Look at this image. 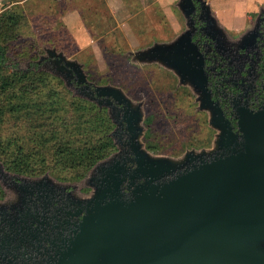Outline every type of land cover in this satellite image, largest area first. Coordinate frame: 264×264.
<instances>
[{"label":"water","instance_id":"obj_1","mask_svg":"<svg viewBox=\"0 0 264 264\" xmlns=\"http://www.w3.org/2000/svg\"><path fill=\"white\" fill-rule=\"evenodd\" d=\"M198 1L218 25L212 3ZM176 6L185 18L180 33L126 55L134 65L171 71L178 86L192 91L215 130L208 147L180 155L151 151L145 99L120 85L94 83L79 58L44 46L38 62L49 59L48 70L68 87L73 79L83 84L75 94L114 106L111 116L117 129L126 127L130 147L98 165L102 176L86 214L54 264H264V111H243L234 129L211 98L204 56L193 40L196 0Z\"/></svg>","mask_w":264,"mask_h":264},{"label":"rangeland","instance_id":"obj_2","mask_svg":"<svg viewBox=\"0 0 264 264\" xmlns=\"http://www.w3.org/2000/svg\"><path fill=\"white\" fill-rule=\"evenodd\" d=\"M177 1L0 0V16L7 12L10 17L1 30L2 38L8 45L9 56L22 61V67L28 68L32 60H38L36 56L44 53V46H57L84 62L94 83L120 85L135 99H145V141L156 153L179 155L187 147L209 142L213 130L207 114L198 110L188 87L178 86L174 73L156 64L134 65L126 55L127 51L154 41L172 39L185 28ZM209 1L219 16L225 18L233 15L228 11H234L239 20L241 14L250 10L249 4L262 0ZM48 68L42 64L37 69ZM21 89L14 86L9 93ZM27 111L11 110L6 115L0 112V140L29 128L34 118ZM43 118L38 115V121H44ZM66 136L67 131L58 134V138L49 134L45 139L52 143Z\"/></svg>","mask_w":264,"mask_h":264},{"label":"flooded vegetation","instance_id":"obj_3","mask_svg":"<svg viewBox=\"0 0 264 264\" xmlns=\"http://www.w3.org/2000/svg\"><path fill=\"white\" fill-rule=\"evenodd\" d=\"M196 4L193 40L204 56L211 98L238 131L240 113L264 111V0L241 14L239 20L234 11H228L233 15L225 18L214 12L218 25L210 24L198 0ZM48 61L36 63L48 66ZM82 85L73 79L69 88L76 90ZM100 108L108 110L115 125L111 135L116 149L83 178L60 179L50 172L30 176L8 170L0 160V264H54L57 250L65 246L63 240L75 234L86 214L102 176L98 165L130 149L126 127L117 129L111 116L110 109L115 107ZM211 130L209 142L197 148L212 144L215 130Z\"/></svg>","mask_w":264,"mask_h":264},{"label":"trees","instance_id":"obj_4","mask_svg":"<svg viewBox=\"0 0 264 264\" xmlns=\"http://www.w3.org/2000/svg\"><path fill=\"white\" fill-rule=\"evenodd\" d=\"M9 19L7 12L0 16V112L6 115L11 110H28V114L33 113L34 122L29 123L25 132L5 136L4 141L1 137L0 160L8 170L17 173L36 176L50 172L60 179L79 180L116 149L111 135L115 125L106 108L75 95V90L53 72L39 71L37 59L27 68L21 66L22 61L11 58L1 31ZM36 57L39 59L40 54ZM2 71L7 75H2ZM18 85L22 89L10 94L9 90ZM40 114L44 121H38ZM65 131L67 136L53 140L54 144L45 139L49 134L58 138ZM25 133L29 134L26 138ZM74 135L75 139H71ZM72 167L76 171H66Z\"/></svg>","mask_w":264,"mask_h":264},{"label":"crops","instance_id":"obj_5","mask_svg":"<svg viewBox=\"0 0 264 264\" xmlns=\"http://www.w3.org/2000/svg\"><path fill=\"white\" fill-rule=\"evenodd\" d=\"M249 4V3H248ZM249 6L251 7L250 8V10H252L253 8H255L254 6H255V4H254V2L252 3V4H249ZM249 10V9H248Z\"/></svg>","mask_w":264,"mask_h":264}]
</instances>
